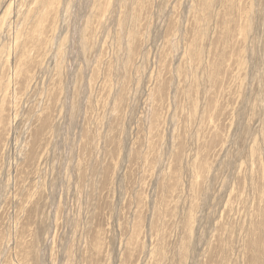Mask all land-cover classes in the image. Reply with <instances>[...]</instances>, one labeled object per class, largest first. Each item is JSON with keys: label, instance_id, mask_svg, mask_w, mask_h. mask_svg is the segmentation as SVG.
Listing matches in <instances>:
<instances>
[{"label": "rangeland", "instance_id": "374dc122", "mask_svg": "<svg viewBox=\"0 0 264 264\" xmlns=\"http://www.w3.org/2000/svg\"><path fill=\"white\" fill-rule=\"evenodd\" d=\"M0 264H264V0H0Z\"/></svg>", "mask_w": 264, "mask_h": 264}, {"label": "bare ground", "instance_id": "6f19581e", "mask_svg": "<svg viewBox=\"0 0 264 264\" xmlns=\"http://www.w3.org/2000/svg\"><path fill=\"white\" fill-rule=\"evenodd\" d=\"M5 1V0H4Z\"/></svg>", "mask_w": 264, "mask_h": 264}]
</instances>
